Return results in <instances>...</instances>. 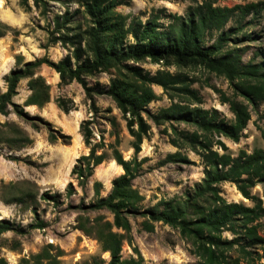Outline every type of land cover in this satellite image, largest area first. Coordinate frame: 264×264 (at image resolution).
<instances>
[{
	"label": "rangeland",
	"instance_id": "374dc122",
	"mask_svg": "<svg viewBox=\"0 0 264 264\" xmlns=\"http://www.w3.org/2000/svg\"><path fill=\"white\" fill-rule=\"evenodd\" d=\"M110 1L113 16L118 20L119 17L122 18L125 27L133 18L144 22L153 15H158L157 29L162 31L173 21L171 15L185 16L189 7L207 0H105V4ZM209 2L220 7L261 3L258 17L252 19L250 15L246 16L241 22L244 29L230 37L233 39L240 38L241 33H258L260 38L257 40H241L236 43L237 47L244 49L243 62H247L252 56L256 61L261 60L255 56V52L260 50L264 55V0ZM37 3L38 6L34 0H26L25 3L22 0H0V22L9 27L0 34V92L6 90L4 77L10 70L22 68L24 63L38 58L56 63L70 57L73 63V49L79 45L84 48L89 38L94 16L86 7L91 0H37ZM56 17L60 23L59 28L53 23ZM234 26L235 22L229 21L225 29ZM217 35L218 32L214 30L205 34V43L212 44ZM124 42L133 43L134 38L128 33ZM228 45L234 46V43L229 42ZM84 58L82 56L80 60ZM127 65L139 67L142 74L154 75L157 71H162L185 75L191 81V87L198 91L200 107L216 109L226 121L233 122L234 117L228 105L220 102L215 90L233 98L232 90L224 77L208 72L195 63L165 64L164 61L154 62L146 58L143 61L128 60ZM118 69L122 68L112 67L84 78L89 86L96 89L107 87L112 78L139 85L137 81L127 77L125 70L119 72ZM34 76L43 78L49 93L48 102L41 108L23 106L27 115L37 119L17 117L11 110L6 116L0 115V219L8 220L17 229L0 233V257L7 264H29L31 255L50 246V254L61 251L59 264H107L109 255L101 251L94 234H86L79 227L95 231L96 226L92 230L91 226L92 219L97 216L112 222V215L106 209H82L97 198L93 193L94 181L101 182L100 197H104L110 191L112 179L122 174L121 167L115 166V161L111 158L115 147L123 159L128 160L133 156L131 144L134 138L123 119L124 116L129 118V113L123 116L114 101L107 96H94L98 112L93 115L82 87L75 80L62 83L58 73L46 64L35 68ZM27 81V78L18 81L16 95L12 97L21 106L29 95ZM149 87L154 93V98L145 105L150 113H157L159 109L170 105L167 93L160 86L152 84ZM236 99L246 103L240 96ZM61 100L65 101L63 105L71 108L69 111L63 112L58 107L57 103ZM111 117L115 118V130L109 122ZM140 117L144 122V132L137 157L138 160H145L140 174L131 184L143 197L139 205L144 209L152 208L159 201H172L195 182H199L203 173L200 158L187 148L180 150L188 159L186 163L158 166V161L167 153L177 151L168 141L171 129L168 122L154 124L144 112L140 113ZM133 119V130H137L138 118ZM86 120H91L88 125L92 133L91 144H99L97 153L104 151L107 158L93 168L92 175L80 187L70 175V170L76 159L89 150L79 128ZM177 127L186 128L182 124ZM261 130H264V100L259 103L257 112L250 111V119L237 142L226 138H221V141L226 146L227 153L232 156L240 149L247 152L254 148L264 149ZM114 131L118 133L119 140L116 146ZM51 135L54 136V141L49 140ZM15 136H26L30 142L17 146L18 143L15 145L11 142ZM69 184L72 185L73 192L67 195L66 188ZM219 191L220 197L227 202L253 206V202L243 198L231 182L220 183ZM42 194H47L45 199ZM54 194H57L56 202L50 198ZM251 194L259 199V206L264 209V185L256 184L251 188ZM36 218L45 222L44 227L31 228ZM141 221L140 217L128 218L131 242L123 241L120 251L122 258H134L138 264H197L198 259L192 252L191 241L178 228L155 222L153 230L145 232L141 228ZM249 226H253L257 237L262 239L260 243L245 247L246 251L252 253L250 257H242L236 252L239 244H244L243 240L227 254L232 259L241 256L239 264H264V215L248 223L246 227ZM235 229L234 234L222 231L221 237H239L245 230L241 224Z\"/></svg>",
	"mask_w": 264,
	"mask_h": 264
},
{
	"label": "trees",
	"instance_id": "16d2710c",
	"mask_svg": "<svg viewBox=\"0 0 264 264\" xmlns=\"http://www.w3.org/2000/svg\"><path fill=\"white\" fill-rule=\"evenodd\" d=\"M26 0H22L25 3ZM38 6L37 0H34ZM114 2V1H113ZM261 3H248L232 7L213 6L209 0L194 7H189L185 16L173 17V21L162 31L158 30L156 22L158 15H153L144 22L133 18L125 27L122 18L113 16L111 1L91 0L87 4L88 12L94 16L93 26L89 31V38L85 47L79 45L72 51L70 57L54 63L43 58L34 59L24 63L22 68L12 69L4 77L6 90L0 92V115L6 116L10 110L17 117L37 119L30 117L23 110V106H36L41 108L49 100L48 85L43 78L35 75V68L46 64L58 73L62 83L75 80L81 87L89 108L93 115L98 112L94 96H107L111 98L123 116L129 113V118L123 117L130 135L134 138L131 144L133 156L125 160L116 147L111 154L115 164L122 169V174L111 181L109 193L100 197L102 184L93 182V193L97 197L82 210L95 211L106 209L112 215V222L103 220L100 216L92 219L90 228L79 227L86 234H94L102 252H107V264H138L134 258H122L120 251L123 241L131 242L130 225L128 218L140 217L141 228L145 232L153 230V223L162 222L172 228H178L180 233L191 241L192 252L197 257V264H239L240 257L232 259L227 253L239 244L236 252L242 257H250V251L245 247L260 243L253 226L246 227L248 223L264 215V209L259 206V199L251 194V188L256 184L264 185V149L254 148L251 152L240 149L236 155L227 153V148L221 138L237 142L250 119V111L257 112L258 105L264 100V55L262 51L255 52L261 58L256 61L252 56L247 62L242 61L244 49L237 47L241 40H257L258 33H241L240 38L232 34L242 31V20L250 15L252 19L261 12ZM44 10V8H43ZM42 10V12H43ZM53 21L59 28L58 17ZM235 22L234 27L225 29L227 22ZM65 23V22H63ZM9 27L0 22V34ZM217 31L218 35L212 44H206L205 34ZM134 38V42L125 44L127 34ZM229 42L234 46L228 45ZM237 42V43H236ZM88 52V53H87ZM85 56L83 60H80ZM146 58L154 62L164 61L166 64L195 63L201 65L208 72L224 77L232 90V97L226 96L222 91L215 89L219 94L220 102L227 104L233 115V122H228L216 109H205L199 106L201 98L198 91L191 87L190 80L185 75L171 74L157 71L156 74L141 73V69L127 65L128 60L143 61ZM116 67L125 70L127 77L137 81L139 85L112 78L107 87L98 89L89 86L84 77L94 76L101 71ZM27 78L29 95L23 105L12 100L16 95V85L19 80ZM158 85L167 93L170 105L161 108L157 113H150L145 105L154 98L149 85ZM242 97L246 103L237 100ZM61 102V103H60ZM59 101L58 107L67 112L71 108ZM144 112L154 122L161 124L168 122L171 129L168 134L169 143L177 151L167 153L158 161V166L168 163H186L187 157L180 152L187 148L200 158L203 177L186 189L180 196L172 201H159L152 208L142 209L139 205L143 197L132 187V180L140 174L144 158L138 160L141 135L144 132L140 113ZM138 118V129L133 130L134 119ZM91 120L83 121L79 128L84 144L88 146V153L80 155L70 170V175L76 184L83 187L92 175L93 168L107 158L105 152L97 153L99 144H91L92 133L88 127ZM112 127L116 128L115 118L109 119ZM182 124L184 129L177 125ZM115 145H118V133L114 131ZM264 140V130H261ZM54 141V136L49 137ZM30 142L26 136H15L11 142L23 146V142ZM21 144V145H20ZM231 182L243 198L253 202V206L243 203L227 202L219 195V184ZM73 192L72 185L66 188V194ZM47 194H42L45 199ZM56 202L57 194L52 195ZM161 206V207H159ZM35 213V210H34ZM240 222L245 228L242 236L232 239L221 237L222 231L236 233V226ZM45 222L36 218L31 228H42ZM115 229V230H114ZM4 231H17L6 219H0V233ZM50 247V246H49ZM49 247H44L37 254L31 255L29 264H59L57 251L50 254ZM137 253V251H136ZM0 264H7L0 257ZM260 264V263H259Z\"/></svg>",
	"mask_w": 264,
	"mask_h": 264
},
{
	"label": "bare ground",
	"instance_id": "6f19581e",
	"mask_svg": "<svg viewBox=\"0 0 264 264\" xmlns=\"http://www.w3.org/2000/svg\"><path fill=\"white\" fill-rule=\"evenodd\" d=\"M115 166H116V164H115Z\"/></svg>",
	"mask_w": 264,
	"mask_h": 264
}]
</instances>
